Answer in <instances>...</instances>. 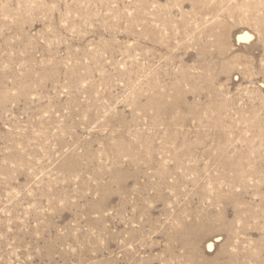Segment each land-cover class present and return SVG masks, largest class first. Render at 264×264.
I'll return each mask as SVG.
<instances>
[{"label": "rangeland", "instance_id": "1", "mask_svg": "<svg viewBox=\"0 0 264 264\" xmlns=\"http://www.w3.org/2000/svg\"><path fill=\"white\" fill-rule=\"evenodd\" d=\"M0 264H264V0H0Z\"/></svg>", "mask_w": 264, "mask_h": 264}, {"label": "bare ground", "instance_id": "2", "mask_svg": "<svg viewBox=\"0 0 264 264\" xmlns=\"http://www.w3.org/2000/svg\"><path fill=\"white\" fill-rule=\"evenodd\" d=\"M250 38V36L249 35H247V33L246 34H243V36H241V35H239V37H238V41H241V40H248ZM213 247V244L212 243H209L208 244V248L209 249H211Z\"/></svg>", "mask_w": 264, "mask_h": 264}]
</instances>
